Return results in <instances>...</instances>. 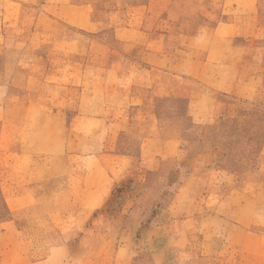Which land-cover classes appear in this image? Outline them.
I'll list each match as a JSON object with an SVG mask.
<instances>
[{
  "label": "rangeland",
  "instance_id": "obj_1",
  "mask_svg": "<svg viewBox=\"0 0 264 264\" xmlns=\"http://www.w3.org/2000/svg\"><path fill=\"white\" fill-rule=\"evenodd\" d=\"M43 1L0 0V264H264V85L249 101L220 93L216 106L193 94L191 109L187 98L160 87L156 113L123 131V152L108 150L94 124L77 126L71 136L57 121L45 128L36 118L42 83L56 84L45 80L40 52L69 50L62 37L79 32L73 46L97 50L100 64L116 58L109 49L149 66L157 61L160 69L191 71L204 54L210 64H229L222 49L201 47L217 40L208 35L205 42L199 32L210 31L227 15L223 5L230 10L235 0H71L73 10L68 0H47L49 16L72 15L79 23L60 26L39 23ZM257 1L264 47V0ZM127 25L119 30L129 34L125 44L116 31ZM167 31L165 40L151 38ZM153 46L172 54L156 60ZM59 58L78 68L81 89L83 80L102 82V74L84 71L86 55L75 63ZM60 74L66 80L71 72ZM94 90L105 102L115 95Z\"/></svg>",
  "mask_w": 264,
  "mask_h": 264
},
{
  "label": "crops",
  "instance_id": "obj_2",
  "mask_svg": "<svg viewBox=\"0 0 264 264\" xmlns=\"http://www.w3.org/2000/svg\"><path fill=\"white\" fill-rule=\"evenodd\" d=\"M240 2L241 0H235L230 10L224 4L222 11L223 13H227V15L221 17V20L210 30L211 32L206 26H201L206 28V31L201 30L199 32L201 40L205 42L208 35L215 37L217 40V43L213 44L211 39H209L201 47L209 49L210 53L211 51L219 52L222 49L221 54L229 59V64H210L206 60L207 55L210 54H204L205 56L200 64L191 71L182 69L181 65L175 64L160 69L154 65L157 64V61L149 66L137 60L125 58L127 56L124 53L120 56L119 51L118 55H116L117 53L113 49H109L108 51L110 52V59L112 56H116L113 62L100 64L95 59V57L100 55L97 50L81 51L79 49L76 50L73 46L75 45L74 41H79V32H72L67 39L62 37L63 40H67L70 43L71 47H69V50L62 51L53 48L49 51L43 50L44 53L42 51L40 52V55L44 54L41 62L44 60L45 62L42 64L43 67L41 70L45 71V80H48L49 77L51 79L56 78V84L54 85L49 82L42 83V90L40 92L42 101L39 102L40 114L36 118L40 120L42 127L46 126L45 128L51 126L49 120L57 121V129L62 128L70 133L71 136L78 135L74 131L77 126L87 125L89 123L94 124L95 135H98V132L100 133V137L103 138L102 141L106 140V144L104 145H109L108 150L123 152L124 149L122 146L125 143L123 131L127 129L128 125H138L139 120L144 115L156 113L154 109V90L156 91L160 87L166 88V93L169 96L187 98V104L190 109L193 106V94L200 96V102L202 98L207 99L209 97L215 106L217 103V95L220 93L226 95L231 94L245 101L254 99L256 93L264 85V47L258 45L263 12L260 11L257 0L244 2L247 7L243 10H241L242 6ZM67 3L72 7V10L73 7H78L74 3L72 4L71 0H68ZM224 3H228V0H224ZM49 7L51 5H48L47 0L41 2L39 23L47 24L53 21L58 26L65 22L73 25L79 24L77 23L78 21L72 18V15L69 18L59 17L57 15L56 17L49 16L47 10ZM55 7L56 10L61 8L63 10L64 8L63 3H57ZM137 7L142 8L141 5ZM81 8L85 10L86 5H83ZM59 12L57 11V13ZM175 20L172 17L167 22L172 25L175 23ZM206 23L207 21L204 19L201 25ZM127 24L132 26L131 24L135 23L131 21V23ZM138 25H140L139 22ZM86 26L87 30H89L88 23H86ZM93 26L94 24H92ZM136 27V29H141V26ZM123 29L129 30L131 28L128 25L122 26L120 29L117 28L116 37L120 42L128 44L129 40H131L129 34L119 33V30ZM41 31H44L42 26ZM151 34V38L157 41L170 37L169 31L161 34L159 32H153ZM29 38L27 36L23 37L26 41ZM56 38L61 39V35H57ZM168 46L165 50L161 48V52H158L160 50L159 47L153 46L151 48V53L153 56L155 55L156 60L163 61L165 57L172 54ZM108 52L105 51L104 55H102L105 56ZM200 54L202 55L203 53L200 52ZM79 55H86L88 57L86 60L88 64L84 67L85 72H89L92 69L95 74H102L101 83L97 84L95 80H88V82L83 80L84 86L81 89L80 81L77 80L79 78L78 68L74 64L70 66L60 65L57 60L59 57H70V62L75 63L73 61ZM49 57L51 58L49 59ZM173 60L171 59L170 61L173 62ZM44 64L46 67H44ZM158 66H161V64L158 63ZM63 71L71 72V74H67L66 80L60 79L64 77V75L60 74ZM136 73L140 74L139 77L133 78V74ZM183 73L194 76L197 79H193V83L188 82L186 81L187 75H185L186 78H181V74ZM107 74L109 77L115 78L109 81L107 80ZM160 74H162V77H167L168 81L160 83ZM116 80H120V83L118 84ZM99 86L103 87L109 95L111 94L110 91L112 95L115 91V95H113V98H110V102L101 101L103 99L97 100V92L94 89ZM197 89L199 90L197 91ZM195 90L197 92H194ZM196 117H198L197 114L192 112L191 120L193 118L196 119ZM69 119L71 120L70 126L67 122ZM263 149L264 144L261 150L262 153ZM68 183L76 184L74 182ZM42 185H47V181H43ZM25 189L28 192H32L33 190L32 185L27 186V188L25 187ZM83 189H85V184ZM10 210L11 212L13 211V209ZM222 219H225V217Z\"/></svg>",
  "mask_w": 264,
  "mask_h": 264
}]
</instances>
